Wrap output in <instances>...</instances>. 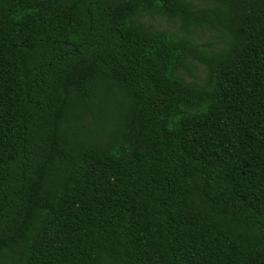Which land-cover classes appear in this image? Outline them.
Segmentation results:
<instances>
[{"label":"trees","instance_id":"1","mask_svg":"<svg viewBox=\"0 0 264 264\" xmlns=\"http://www.w3.org/2000/svg\"><path fill=\"white\" fill-rule=\"evenodd\" d=\"M0 264H264V0H0Z\"/></svg>","mask_w":264,"mask_h":264},{"label":"rangeland","instance_id":"2","mask_svg":"<svg viewBox=\"0 0 264 264\" xmlns=\"http://www.w3.org/2000/svg\"><path fill=\"white\" fill-rule=\"evenodd\" d=\"M159 24H161L162 27H164V28H168V27H169V25H168V23H167L166 21H162V20H160V21H159ZM199 76H200V74H199Z\"/></svg>","mask_w":264,"mask_h":264}]
</instances>
